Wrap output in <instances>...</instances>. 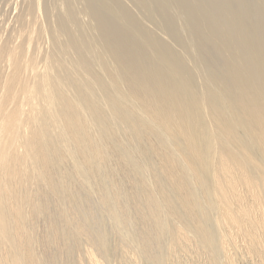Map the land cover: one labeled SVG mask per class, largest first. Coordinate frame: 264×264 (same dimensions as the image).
Segmentation results:
<instances>
[{"label": "bare ground", "instance_id": "bare-ground-1", "mask_svg": "<svg viewBox=\"0 0 264 264\" xmlns=\"http://www.w3.org/2000/svg\"><path fill=\"white\" fill-rule=\"evenodd\" d=\"M122 1L0 0V264H264V0Z\"/></svg>", "mask_w": 264, "mask_h": 264}, {"label": "rangeland", "instance_id": "rangeland-1", "mask_svg": "<svg viewBox=\"0 0 264 264\" xmlns=\"http://www.w3.org/2000/svg\"><path fill=\"white\" fill-rule=\"evenodd\" d=\"M8 2V4H11L12 2H14L15 0H7ZM47 1V3L48 4H52V3H59V0H46ZM128 1V0H127ZM127 1H122L123 3H127ZM56 3V4H57ZM80 4L81 5V3H80V1H75L74 2V5L76 4V8L79 6L80 7V5H77V4ZM125 3V4H126ZM130 3H132L131 5H130ZM5 5H7V4H5ZM133 5H135V3L134 2H128L127 3V6H129V7H131L132 8V11H133V13H134V15H135V17L137 18L138 17V20H140L141 21V23L144 25V23H145V25H144V28L148 31V32H150L149 34H151V36H154V37H156V38H158V39H162L165 43H167L168 45H171L172 43H174L173 42V39L169 36V35H167V33H166V31H164V29H163V27L161 26V25H158V24H155V22H152L153 20L151 19V18H148L147 16H146V14H144V13H141L140 11H137V9L136 8H133ZM9 7V8H8ZM8 7H6V8H8L7 9V11L10 13V15H11V11H10V6H8ZM77 8L76 9V11H78L79 12V17L80 18H83V19H86L85 17H84V14H83V11L80 9V8ZM80 9V10H79ZM131 10V9H130ZM81 11V12H80ZM83 15H81V14ZM147 17V18H146ZM145 18V19H144ZM147 20V21H146ZM145 21V22H144ZM151 21V22H150ZM150 23H152V24H150ZM147 24H149V25H147ZM155 24V25H154ZM150 27V29H148ZM162 27V28H161ZM157 34V35H156ZM160 34V35H159ZM167 35V36H166ZM165 39V40H164ZM168 40H170V41H168ZM171 46H174V47H176L175 46V43L173 44V45H171ZM191 63H192V61L191 60H189ZM193 253H191L190 255H192ZM185 255H186V257H185ZM194 255H195V257H194ZM194 255H192V257L191 256H189V258L187 257L188 255L187 254H181V255H179V257H177L176 259H178L179 258V260H173V261H171V263L170 264H197L196 263V261L195 260H198L199 258L198 257H196V254H194ZM183 256V257H182ZM183 258V259H182ZM185 258V259H184ZM187 258V259H186ZM191 258L193 259V260H191ZM196 258H198V259H196ZM189 259V260H188ZM195 259V260H194ZM190 260L192 261L191 263H190ZM143 262V263H142ZM244 264H245V262H243ZM243 263H241V262H239V264H243ZM137 264V263H136ZM138 264H148V262L147 261H144V260H142L141 262H139Z\"/></svg>", "mask_w": 264, "mask_h": 264}]
</instances>
